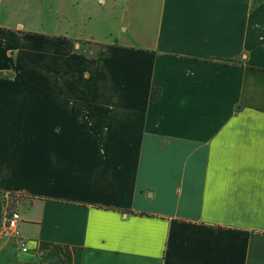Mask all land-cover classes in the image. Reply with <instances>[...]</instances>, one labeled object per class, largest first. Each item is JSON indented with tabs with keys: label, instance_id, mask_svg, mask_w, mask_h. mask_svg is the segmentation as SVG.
<instances>
[{
	"label": "crops",
	"instance_id": "1",
	"mask_svg": "<svg viewBox=\"0 0 264 264\" xmlns=\"http://www.w3.org/2000/svg\"><path fill=\"white\" fill-rule=\"evenodd\" d=\"M110 1V41L0 18V264H264V0Z\"/></svg>",
	"mask_w": 264,
	"mask_h": 264
},
{
	"label": "rangeland",
	"instance_id": "2",
	"mask_svg": "<svg viewBox=\"0 0 264 264\" xmlns=\"http://www.w3.org/2000/svg\"><path fill=\"white\" fill-rule=\"evenodd\" d=\"M117 9L110 0H0L1 20L14 27L22 23L26 30L48 33L57 29L84 40L110 41Z\"/></svg>",
	"mask_w": 264,
	"mask_h": 264
},
{
	"label": "built area",
	"instance_id": "3",
	"mask_svg": "<svg viewBox=\"0 0 264 264\" xmlns=\"http://www.w3.org/2000/svg\"><path fill=\"white\" fill-rule=\"evenodd\" d=\"M21 213L16 209L6 210L2 224V238L10 240L21 253H29L28 240H26L21 228Z\"/></svg>",
	"mask_w": 264,
	"mask_h": 264
},
{
	"label": "trees",
	"instance_id": "4",
	"mask_svg": "<svg viewBox=\"0 0 264 264\" xmlns=\"http://www.w3.org/2000/svg\"><path fill=\"white\" fill-rule=\"evenodd\" d=\"M160 97H161L160 90L156 89L153 94L152 102L155 104L158 103L160 101ZM44 258L45 261L49 260V264H66V259L61 255L59 251H56L55 249L48 252L44 256ZM40 264H43V262H41Z\"/></svg>",
	"mask_w": 264,
	"mask_h": 264
}]
</instances>
